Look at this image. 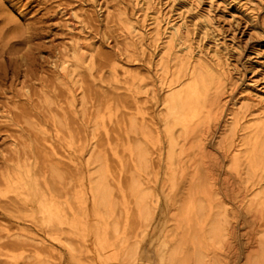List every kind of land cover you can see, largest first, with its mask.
Listing matches in <instances>:
<instances>
[{
	"label": "rangeland",
	"instance_id": "rangeland-1",
	"mask_svg": "<svg viewBox=\"0 0 264 264\" xmlns=\"http://www.w3.org/2000/svg\"><path fill=\"white\" fill-rule=\"evenodd\" d=\"M182 62L214 73L204 123L189 134L167 103ZM258 120L264 0H0V264H165L184 231L178 201L195 171L204 201L225 208L222 264H248L257 235L244 211L261 184L244 182L236 155ZM137 136L150 156L138 173ZM97 154L112 189L107 209L91 189ZM139 173L152 192L149 223L129 193ZM137 241L130 263L124 251Z\"/></svg>",
	"mask_w": 264,
	"mask_h": 264
},
{
	"label": "bare ground",
	"instance_id": "bare-ground-1",
	"mask_svg": "<svg viewBox=\"0 0 264 264\" xmlns=\"http://www.w3.org/2000/svg\"><path fill=\"white\" fill-rule=\"evenodd\" d=\"M147 21V15L143 18ZM154 33L155 40L161 39V18H155ZM132 28L140 35L142 31ZM179 30V28L177 27ZM138 35V34H137ZM188 63H190L188 61ZM127 73V72H126ZM214 73L211 71L210 76ZM210 76L203 74L196 67L187 69L184 62L181 63L179 73L177 74L178 84L172 85L168 94L167 103L169 105V114L171 117L182 115L177 119L181 125L182 132L189 134L193 125H202L204 123L205 103L210 90ZM190 111L191 119L184 112ZM181 113V114H180ZM184 114V115H183ZM240 119H234L231 122V133L233 126ZM251 130L241 146H245L236 155L238 162H242L246 167V184H261L260 191L256 197L245 208V216H251L256 224L255 241H252L254 250L248 255V264H264V120H258L251 125ZM130 132L139 134V126L133 119L130 124ZM171 144H176V139H171ZM131 160L135 164V170L140 172L148 170L150 166L149 152L144 147V141L137 136L134 144L130 146ZM93 163L98 164L95 170V179L92 184V192L96 203L106 209L112 202V189L107 182V170L100 154L92 157ZM135 174L130 183L129 193L135 199L137 208V218L143 223H149L152 220L153 212L149 205V199L152 192L145 188L142 176ZM204 180L195 171L190 175L183 195L178 201V212L176 220L178 227L184 229L181 237L175 243L170 251L165 264H222V253L226 247L229 227L227 226L226 212L223 205L212 208L209 203L203 199L204 193L208 195ZM43 206V212L49 215L52 222H62L59 210L53 205ZM108 212V210H107ZM63 223V222H62ZM115 233L120 231L119 221L112 224ZM251 239H253L251 237ZM140 249V242L137 241L131 246L125 248L124 258L130 263L137 260ZM210 252L213 254L210 255Z\"/></svg>",
	"mask_w": 264,
	"mask_h": 264
}]
</instances>
